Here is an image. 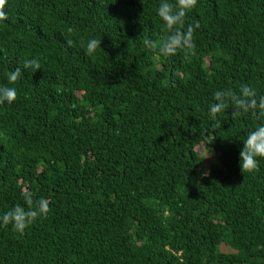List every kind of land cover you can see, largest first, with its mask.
Masks as SVG:
<instances>
[{
    "label": "trees",
    "instance_id": "obj_1",
    "mask_svg": "<svg viewBox=\"0 0 264 264\" xmlns=\"http://www.w3.org/2000/svg\"><path fill=\"white\" fill-rule=\"evenodd\" d=\"M158 3L0 0V83L40 63L0 105V213L49 202L23 235L0 226V264H264V160L238 161L264 117L208 114L216 90L264 95V0H197L195 47L168 58L144 43Z\"/></svg>",
    "mask_w": 264,
    "mask_h": 264
},
{
    "label": "clouds",
    "instance_id": "obj_2",
    "mask_svg": "<svg viewBox=\"0 0 264 264\" xmlns=\"http://www.w3.org/2000/svg\"><path fill=\"white\" fill-rule=\"evenodd\" d=\"M196 3L197 0H159L155 12L162 23L164 34L160 37L158 46L151 40H145V47L158 57L168 58L178 52L190 55L195 47L194 32L199 28V23L189 24L186 30L184 25L187 13ZM5 19V13L0 12V22ZM100 45V39H88L85 45L86 55H94L97 49H101ZM38 70H40L39 60L32 58L24 60L14 70L9 71L6 74V83H0V105L13 104L18 96L16 83L26 71L35 73ZM230 106L234 109V114L258 113L260 117H264V95H259L248 85H242L238 93L231 88L216 90L213 93V102L208 108L209 119L215 121L217 114ZM211 155L214 154L208 151L203 160ZM261 160H264V122L257 123L243 139L238 157L239 168L241 172L254 173ZM209 174L210 170L205 169L200 173L199 178H205ZM23 200L24 205L17 204L0 213V226L10 225L12 231L18 235H23L30 225L49 212L47 199L34 201L32 193L26 192L23 194Z\"/></svg>",
    "mask_w": 264,
    "mask_h": 264
},
{
    "label": "rangeland",
    "instance_id": "obj_3",
    "mask_svg": "<svg viewBox=\"0 0 264 264\" xmlns=\"http://www.w3.org/2000/svg\"><path fill=\"white\" fill-rule=\"evenodd\" d=\"M208 151H210L212 154H214V152L211 149H208L205 145H201L199 147V154L201 155V157L203 159L207 155ZM204 161H205L207 166H210V165H212L214 163H217L218 157H217V155L214 154V155H211L209 158L205 159ZM223 250L225 252H232V250L229 247H227V246H223Z\"/></svg>",
    "mask_w": 264,
    "mask_h": 264
}]
</instances>
